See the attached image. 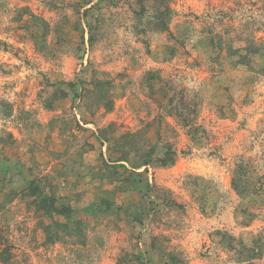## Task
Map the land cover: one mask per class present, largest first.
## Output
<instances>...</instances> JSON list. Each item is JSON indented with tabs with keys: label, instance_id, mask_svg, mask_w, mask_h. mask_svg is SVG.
Instances as JSON below:
<instances>
[{
	"label": "rangeland",
	"instance_id": "obj_1",
	"mask_svg": "<svg viewBox=\"0 0 264 264\" xmlns=\"http://www.w3.org/2000/svg\"><path fill=\"white\" fill-rule=\"evenodd\" d=\"M254 43L264 0H0V264H264V57L241 63ZM150 150L174 165L115 182L106 165ZM30 181L71 215L43 216ZM103 198L111 213L85 212ZM54 223L81 235L48 244Z\"/></svg>",
	"mask_w": 264,
	"mask_h": 264
},
{
	"label": "trees",
	"instance_id": "obj_2",
	"mask_svg": "<svg viewBox=\"0 0 264 264\" xmlns=\"http://www.w3.org/2000/svg\"><path fill=\"white\" fill-rule=\"evenodd\" d=\"M155 15L157 16V19L160 21L158 24H156V31L157 32H165L168 30L167 28V18L166 14L164 12H155ZM245 54L241 56V63H246V59H248L249 56L254 57H264V49L260 44H250L245 45L244 49ZM237 53V52H236ZM71 86V84H67ZM151 150L150 152H147L146 154L140 156L137 161L128 168H125L121 163L128 161L126 158H117L109 163L110 165H106L108 168L115 169V182L120 183L121 186H130L129 181L134 182L132 186H138L140 183L135 181V177H141L142 174L136 173L137 170H140L144 168V173H146L148 168L151 167H158V168H167L170 166H173L176 159V153L172 150H166L164 152V155L162 157L153 158L151 157ZM122 169L123 173L118 174L116 172V169ZM243 168L241 166L237 167V170L235 171L233 177L231 178V188L235 192V194L241 198L246 197L249 195L251 189L246 185L247 175L245 172H243ZM124 173L128 174L127 178L124 176ZM125 177V178H124ZM124 178V179H122ZM143 186H149L148 181L145 180L142 184ZM40 185L34 181H30L28 184V189L30 191L29 195L34 198L33 203L36 205V210L40 211L43 216L51 217L53 215L59 216V217H68L72 213V209L69 206L63 205V204H57V200L43 194L42 189L39 187ZM107 194L109 192L105 191L104 194ZM101 214H108L111 213L112 207L109 202L108 198H103L100 200L98 204L90 205L86 207L85 212L91 216L95 215V210L100 209ZM81 223L79 222L77 226H80ZM49 228H52L54 231L55 236H51L50 234H47L46 241L48 244H54L56 241L54 240V237H61L63 235H67L69 237H75L81 235V230H72L67 224H58L54 223L51 226H48L45 228V233L51 232ZM60 235V236H59ZM59 239V238H58ZM57 239V240H58ZM7 254H9L7 252ZM9 257V256H8ZM1 259L4 262H8V259H5V257H1ZM144 257L143 256H135L134 261L136 264H147L146 262H143ZM178 260H176L173 256L168 255L167 260L164 264H177Z\"/></svg>",
	"mask_w": 264,
	"mask_h": 264
}]
</instances>
